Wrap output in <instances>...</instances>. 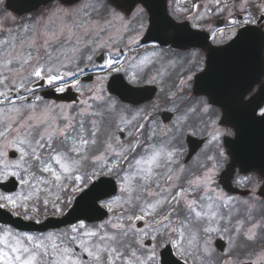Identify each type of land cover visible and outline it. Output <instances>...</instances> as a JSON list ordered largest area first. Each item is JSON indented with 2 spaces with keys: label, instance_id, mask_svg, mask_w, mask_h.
Instances as JSON below:
<instances>
[{
  "label": "snow or ice",
  "instance_id": "6c2138e0",
  "mask_svg": "<svg viewBox=\"0 0 264 264\" xmlns=\"http://www.w3.org/2000/svg\"><path fill=\"white\" fill-rule=\"evenodd\" d=\"M12 8L0 0V264H264V168L248 174L191 94L199 53H166L128 0ZM168 17L223 43L264 28V0H172Z\"/></svg>",
  "mask_w": 264,
  "mask_h": 264
},
{
  "label": "water",
  "instance_id": "95a60500",
  "mask_svg": "<svg viewBox=\"0 0 264 264\" xmlns=\"http://www.w3.org/2000/svg\"><path fill=\"white\" fill-rule=\"evenodd\" d=\"M135 4L141 2L148 9L151 18L159 21L156 34L161 40L170 41L176 48L209 46V41L203 39L188 40L183 34H178L166 20V0H128ZM12 10L23 14L33 11L47 3V0H11ZM241 31H246L242 29ZM240 31V32H241ZM238 36L228 45L210 49L207 70L196 78V92L207 94L214 105L223 111L222 124L236 130L235 138H226L225 144L229 151L235 152L241 159L252 165L248 172L264 168V122L254 117V111L264 104V92L241 104L243 96L252 90L264 75V32L253 27L246 34ZM152 41V40H148ZM260 105V108H257ZM236 192L233 188H227Z\"/></svg>",
  "mask_w": 264,
  "mask_h": 264
},
{
  "label": "rangeland",
  "instance_id": "374dc122",
  "mask_svg": "<svg viewBox=\"0 0 264 264\" xmlns=\"http://www.w3.org/2000/svg\"><path fill=\"white\" fill-rule=\"evenodd\" d=\"M145 10V9H144ZM146 12V11H145ZM13 15H15L14 13H12ZM37 14V13H36ZM17 16V15H16ZM218 28H224L225 29V32L227 33L229 30H230V26L229 25H226L225 23H224V21H222V22H219V25L217 26ZM227 41H229L228 39H226L223 43H217V44H214V45H219V44H224V43H226ZM188 52H190L186 57L187 58H189L190 56H191V54H193V53H199V55H200V57L203 59L204 57H203V55H205V52L204 51H199V50H190V51H188ZM203 53V54H202ZM185 62H186V64H187V61L185 60ZM202 66H203V69H204V63L202 62ZM196 72H199V70H196L195 71V73L194 74H196ZM218 117H219V119H220V114H219V112H218ZM226 130V129H225ZM227 131V130H226Z\"/></svg>",
  "mask_w": 264,
  "mask_h": 264
},
{
  "label": "flooded vegetation",
  "instance_id": "af4514ba",
  "mask_svg": "<svg viewBox=\"0 0 264 264\" xmlns=\"http://www.w3.org/2000/svg\"><path fill=\"white\" fill-rule=\"evenodd\" d=\"M192 95H194L193 93H191ZM252 95H250L249 96V98L251 97ZM206 98V97H205ZM248 98H246L245 100H247ZM215 109H216V111H217V113L219 112V113H221V110L220 109H218V108H216V107H214ZM231 131V130H230Z\"/></svg>",
  "mask_w": 264,
  "mask_h": 264
}]
</instances>
